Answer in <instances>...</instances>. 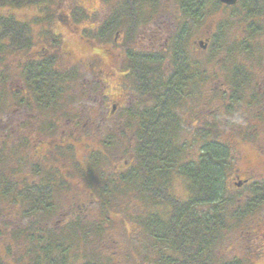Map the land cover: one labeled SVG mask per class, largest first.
Listing matches in <instances>:
<instances>
[{"label":"flooded vegetation","instance_id":"1","mask_svg":"<svg viewBox=\"0 0 264 264\" xmlns=\"http://www.w3.org/2000/svg\"><path fill=\"white\" fill-rule=\"evenodd\" d=\"M174 1L173 6L178 11L192 10L191 4ZM197 1L200 3V0ZM247 1L236 0L225 7L233 10L239 5L245 11ZM256 1H260V8H264V0ZM54 7L50 6L49 13L35 10L34 15L41 20L36 25L43 24L46 28L41 33L44 36L36 34L31 39L29 49L24 46L19 53L17 72L20 78L15 82L18 91L11 89L10 92L12 96H17V103L12 106L13 110L8 106L1 124L2 141L8 151L4 165L10 168L7 177L15 187L29 193L30 202L55 203L64 200L80 204L79 207L84 209L85 204L102 202L101 192L104 189L120 188V177L127 174L129 168L133 180L138 177L134 162L137 152L135 145L138 127L144 118L137 115L130 118L134 136L130 157L132 163L128 160L116 161L108 170L91 169L103 166L92 161L105 155L108 150L102 137L106 125L120 122L113 116H106L101 103L109 99V103H114L110 108L112 110L116 107L115 103H197L194 106L195 115L190 120L200 133L202 76L197 62L198 55L209 48L210 38L191 41L199 53H143L136 50L132 34H136L135 29L142 26H167L165 17L168 18L170 0H76L74 12L89 17L97 11L100 19L98 25H91V30L95 32L93 36L83 35L81 29L71 41L67 36L68 32H72L70 26L77 29L83 25L79 26L73 19L65 17L60 20V25ZM21 14V22L33 20L31 16L25 18L24 12ZM244 16L246 21L242 35L235 36V44L240 49L242 46V51L231 52L226 99L213 109V116L220 122H212L215 131L211 134L215 143L227 145L228 142L222 141H230L227 146L233 150L230 155H234L235 160L230 165L228 183L233 189L253 182L264 184V20H249L246 11ZM31 25L38 29L34 22ZM113 30V39L107 42V35ZM93 40L98 46L92 45ZM21 41L25 43L24 39ZM107 43H111L113 52L106 49ZM59 57L63 60L59 61ZM41 65H51L56 70L54 73H60L54 83H50L48 75L43 76L48 74V69L41 68ZM80 74L83 75L79 80ZM111 78L113 83H110ZM213 82L215 80L211 79L209 83L214 88L221 83L219 81L217 84L218 80ZM89 103L98 104L92 107L94 109H89ZM68 108L75 116L67 115ZM91 111L94 113L91 114ZM183 120L184 116L180 114L178 123L181 124ZM90 124H93L92 132L88 131ZM96 136L98 139L104 138L97 149H91L89 143L81 142L84 138ZM75 139L81 140L78 141L79 151H83L79 156L75 155L78 164L68 166L58 163L59 157L67 156L73 150L70 147L74 148ZM199 156L198 153L193 156L194 160H198ZM91 177L98 178L100 193L86 191L85 185L92 187ZM150 178L153 179V176ZM70 186L82 191L83 195L76 193L58 197L57 194L70 189ZM28 188H32V191ZM132 191L131 196L136 201L138 195L135 190ZM43 192L48 194L43 195Z\"/></svg>","mask_w":264,"mask_h":264},{"label":"trees","instance_id":"2","mask_svg":"<svg viewBox=\"0 0 264 264\" xmlns=\"http://www.w3.org/2000/svg\"><path fill=\"white\" fill-rule=\"evenodd\" d=\"M182 1L192 6V10L184 9L181 12L182 15L192 19H197L199 16L205 18L206 14L225 7L217 0H200V3L197 0ZM54 3L55 0H0V57L3 53L6 55L21 53L24 46L29 49L31 39L36 36L31 22L36 24L40 18L36 17L31 22H21L22 17L18 16L16 11L24 7H33L35 10L49 13L50 6ZM244 7L249 20H264V8H260V1L248 0ZM183 28L172 38V47L175 52L185 51ZM222 36L223 34L220 33V38ZM23 39L25 43L21 41ZM213 45L215 50V42ZM235 45V48L228 51H242V46L240 49L237 44ZM41 68L48 69V74L45 73L43 76L48 75L49 79L51 78V81L48 80L50 83H54V80L60 76V73H54L56 70H53L51 65H41ZM226 88L227 80L224 86L218 88V92L223 90L222 93H225V99ZM5 93L4 90L0 92V108L4 105L3 101L7 96ZM182 104H146L149 106H146L145 110L138 115L141 119L144 118L139 124L135 145L137 152L134 162L138 177L133 180L129 171L131 169L126 170L127 174L120 177V188L104 189L101 192L102 202L99 204L103 211L109 213L108 202L105 200H115L119 195H125L127 192L131 195L132 190H135L137 195L145 201L146 210L143 212L146 214H142L144 217L142 219L137 215V218L130 217L142 226L151 238L149 242L153 249V256L147 257V254L145 256L143 253L140 263L245 264L242 259L229 258L220 250L226 232L232 228V219L235 221L240 219L237 216L238 211L235 210L233 213V210L228 207L233 202L227 197L230 194L225 187V175L232 164L230 146L215 143L211 138L212 135H209L210 139H207L208 134L215 131L214 125L210 124L211 127L204 128L203 133L202 127L200 133L196 129L194 138L197 142L196 135H199L203 144H200L198 150L196 148L194 156L198 153L200 158L188 160L183 152L185 142L183 143L180 137L182 123H178L179 108ZM128 115H132L131 111ZM216 120L220 122L214 116V121ZM218 132L221 133V130L218 129ZM6 155L8 151L3 144L0 129V203L4 207L5 205L10 207L5 208L4 214L9 217V214L14 213V207L23 206L25 209L23 216L35 219L30 220L27 227H21L15 222L13 224L15 230L10 234H6V229L0 226V264H23L25 258L29 260L28 264H102L100 260L90 259L87 256V254L96 253L95 251L90 250L86 253L87 251L82 249L88 235L102 228H90V225L66 226L56 233V229L50 230L44 227L47 220L43 219L44 216L54 213L56 206L53 203L30 202L29 193H24L15 187L14 182L7 177L8 171L3 170ZM92 162L98 166L102 165L99 159ZM100 168L91 169L99 171ZM151 176L153 179L150 178ZM92 177L90 183L93 181ZM175 177L187 180L189 194L185 199H181L172 192L171 183L172 178ZM98 178L101 180L100 176ZM251 188L254 199L250 201L249 207L243 208L242 214L245 215L248 213L247 210L264 203V184L253 182ZM27 190L32 191V188ZM226 193L228 195H225ZM47 194L43 192V195ZM1 213L2 207H0ZM84 214L87 212H82L81 220L84 219ZM78 230L81 232L79 233ZM76 239L81 242H75ZM139 250H142L141 246L136 243L133 250L136 256L139 255ZM143 251L147 252L145 247ZM78 258L83 261L77 262Z\"/></svg>","mask_w":264,"mask_h":264},{"label":"rangeland","instance_id":"3","mask_svg":"<svg viewBox=\"0 0 264 264\" xmlns=\"http://www.w3.org/2000/svg\"><path fill=\"white\" fill-rule=\"evenodd\" d=\"M75 2L76 0H55V15H57L58 23L60 24L64 17L67 19H73L77 24L83 25L79 28H75L70 26L72 32H68V39L73 41L75 36L79 33L82 29L84 33L83 35L86 36H93L94 31L91 30V25H98V21L100 19L99 12L95 11L92 15H88V13L84 12V16L82 13L78 14L75 11ZM173 4H175L174 0H170V11H168V18L165 17L167 20L165 27H151L142 28L138 27L136 34L133 35V40L135 41V47L138 51L148 52H158L161 55H164L170 51H173L172 47V38L179 31L183 28L182 36H183V47L185 53L188 52H195L199 53V49H196L191 41L194 39H203L208 37L210 38V43L206 50H203L200 55H198V62L201 70L202 76V85H201V97H200V105H201V119H202V130L203 133L204 128L208 126L211 127L210 124L214 121V114L213 109L219 104L223 103L225 100V93H222L223 90L218 92V88L222 87L226 84L228 69L230 67V60H231V51L236 47L235 36L242 35V29L245 24V11L238 7L231 9H226V7H220L219 10H215L209 14L205 15V18H201L200 16L197 19L186 18L182 15L181 11L177 10ZM17 15L22 16L21 12H24L25 18L33 17L36 18L34 15L35 8L33 7H24L17 10ZM12 13V12H11ZM16 13H14L15 15ZM244 16V17H243ZM90 20V22H88ZM41 21V20H40ZM59 24H56L58 26ZM36 25V24H35ZM61 25V24H60ZM38 29L35 28V32L39 36H44L43 33L46 29L43 24L36 25ZM90 26V27H89ZM83 27V28H81ZM220 33L223 36L220 38ZM114 30L107 35L108 41L110 42L113 39ZM211 34V35H210ZM152 35V36H151ZM41 42H43L41 40ZM214 42L216 49L214 50ZM94 47L98 46L95 40L91 41ZM45 45V44H37ZM106 49L109 52H113V46L111 43L105 44ZM264 48V46H262ZM132 49L134 47L132 46ZM237 52V51H235ZM58 54L56 55V57ZM238 55L235 57L237 58ZM19 53L13 55H6L2 54L0 57V72L2 78L0 79V92L2 90L7 92V96L4 101V105L0 108V129L2 128L3 118L5 117L6 110L10 107L13 110V105L17 103V96L14 97L11 95V89L13 92L18 91V87L16 86L15 82L20 78L18 75V65H19ZM234 57V58H235ZM233 58V59H234ZM60 59L59 61H62ZM173 62V61H172ZM81 75V76H80ZM78 79L82 78L83 74H80ZM214 79L215 82L219 81V86L214 88L211 85L210 80ZM113 78L110 79V83H113ZM213 82V83H215ZM15 84V85H14ZM71 94V93H70ZM191 96L193 95V89H190ZM74 96H77L74 94ZM98 103H89V109L92 108L94 105L97 106ZM112 104L109 103V99H106L104 103H101V106L104 107V113L106 116H113L115 119L120 121L118 124H107L106 129H104V135L102 137L105 138L104 147L108 150L105 152V155H100L99 160L102 162L101 170H108L110 166L114 162H122L123 160H128L130 162V157L132 155L131 149L133 148V139L134 136L132 134V118L134 115H139L141 111H144L146 106H149L150 103H115L116 107L112 110L110 109ZM149 104V105H146ZM197 103H183L179 108V113L181 116H184V120L181 125V134L183 143L185 145L183 147L185 152L184 156L188 158V160H192L195 154V150L199 148L200 144H203L202 139H200L199 135L197 136V142L195 140V132L196 128L192 126V120H190L191 116L194 114V106ZM9 106V107H8ZM68 116H75L72 112L71 108H68ZM131 111L132 117L128 115V112ZM94 111H91L93 114ZM93 124L89 125V130L92 132ZM201 129V128H200ZM218 129H220L218 127ZM95 130V128H94ZM221 130V129H220ZM96 131V130H95ZM97 132V131H96ZM207 136V139L209 138ZM103 138V139H104ZM98 137L93 138H84V140H73L75 144L72 151L68 152L69 155L59 157L60 159L58 163H66L68 166H73L77 161L75 158L80 155L81 152L79 151V142H87L90 144L91 149H97L98 144H101V140ZM224 143L230 141L224 140ZM110 143V144H108ZM227 144V145H228ZM230 152L233 153V150L230 148ZM231 162L235 160L234 155H230ZM234 163V162H233ZM5 164V163H3ZM5 166V165H4ZM10 169L9 167H3V170L7 172ZM231 171L227 172L226 179H225V187H227V192L231 195L227 196L233 202L228 205L229 208L233 210H237V216L240 217L237 221L233 220L232 228L226 232L224 240L221 243V251L225 253L227 257H237L242 259L245 264H264V203L258 204L256 207H253L250 210H247L248 213L242 214L243 208L249 207V203L252 199V188L251 185H244L238 189H233L232 186L228 183V179L230 177ZM92 187H88L85 185L86 191H93L96 193H100L101 189L98 187L99 182L98 178L95 177L93 179ZM257 183V182H255ZM172 192L173 194L181 197V199H185L189 194V188L187 180L184 178H172ZM94 186V187H93ZM71 187V186H70ZM76 187H71L70 189H66L61 191V193L57 194L58 197L70 196L73 194L78 193L80 196L83 194L82 191H79ZM225 195H228L227 193ZM132 200V201H131ZM108 202L107 208L109 209L108 212L103 211L101 204L99 203H89L85 204V208L81 209L79 206L80 204L71 203L64 200L58 201L53 203L55 207V212L51 213L50 215H45L43 219H47L44 223V227L52 230L56 229L55 232L59 233V228H65L66 226H86L90 225V228L99 227L102 228L100 231L96 233L89 234L87 239L82 245V249L87 251L92 250L96 253L89 255L87 254L90 259H97L100 260L102 264H143L140 263L142 259L140 258L143 253L147 257L153 256V249L150 246L151 238L147 231L136 224L134 220L130 217H139L143 218L142 214H146V208L144 207L145 201L138 196L136 201L131 197V195L127 192L125 195H119L118 198L115 200H105ZM101 203V202H100ZM236 203L238 205H236ZM0 207H2V213L0 214V226L4 227L5 233L10 234L14 232L15 228L13 225L15 222L16 224L20 225L21 227H27L30 223V220H34L35 218H27L23 216V206L14 207V213L9 214L10 220L8 216H5L4 211L5 208L9 209L10 207L2 206L0 203ZM87 212L84 214L83 217L85 221L81 220L82 212ZM200 211V209H199ZM246 211V212H247ZM68 213V214H66ZM65 214V215H64ZM136 217V218H137ZM63 218V220L61 219ZM60 219V220H59ZM239 221V222H238ZM71 223V224H70ZM83 229L85 227H82ZM79 231V230H78ZM81 230L79 231V233ZM149 235V237H148ZM76 238V237H75ZM140 239V241H138ZM150 241V242H149ZM75 242H81L79 239H76ZM149 242V243H148ZM139 243L142 250H139V255L136 256L134 253V245ZM143 247L146 248L147 252L143 251ZM97 250V251H96ZM134 254H132V253ZM141 254V255H140ZM222 256V254H219ZM144 258V256H143ZM79 259V258H78ZM28 259L25 258L23 264H28ZM82 259H79L77 262H82Z\"/></svg>","mask_w":264,"mask_h":264},{"label":"water","instance_id":"4","mask_svg":"<svg viewBox=\"0 0 264 264\" xmlns=\"http://www.w3.org/2000/svg\"><path fill=\"white\" fill-rule=\"evenodd\" d=\"M217 1L225 5H232L235 3L236 0H217Z\"/></svg>","mask_w":264,"mask_h":264}]
</instances>
